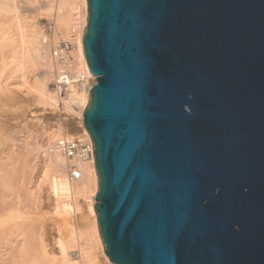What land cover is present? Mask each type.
Masks as SVG:
<instances>
[{
  "label": "water",
  "instance_id": "95a60500",
  "mask_svg": "<svg viewBox=\"0 0 264 264\" xmlns=\"http://www.w3.org/2000/svg\"><path fill=\"white\" fill-rule=\"evenodd\" d=\"M86 3L109 261L264 264V0Z\"/></svg>",
  "mask_w": 264,
  "mask_h": 264
},
{
  "label": "bare ground",
  "instance_id": "6f19581e",
  "mask_svg": "<svg viewBox=\"0 0 264 264\" xmlns=\"http://www.w3.org/2000/svg\"><path fill=\"white\" fill-rule=\"evenodd\" d=\"M39 1L0 0V92L6 89L11 96L10 99L17 102V98L23 99L21 96L25 91L19 94L21 90L17 88L27 87L35 93L33 94L34 101L38 104L57 108V102L60 99L65 111H73L82 119L83 110L89 99L88 88L83 85L74 86L66 96L59 99L55 91L48 89L47 85L54 77L52 72L55 68L50 56L51 51L49 52L50 45L45 42L46 36L42 27L39 28L37 15H20L21 11L18 6L20 2L32 4L39 3ZM42 1L41 4L37 3L39 5L36 9L38 14H43L44 17L53 14L56 22L66 20L69 23L67 37L71 28H75L73 36L75 50L70 53L73 60L69 62L65 59L56 66L57 70L67 68L75 75L83 74L85 77H92L96 80L88 69L83 53L82 37L87 17L86 0ZM33 68L42 69L43 76L31 80L29 73ZM3 76H6V79ZM14 76L21 77L22 80L13 81ZM2 78L6 81L11 78V81H7L8 83L4 81L5 84H3L4 79ZM9 86H13V89ZM19 103L20 101L16 105ZM74 106L78 110H74ZM77 128L69 122L58 121L56 128L47 134L45 145H39L35 141L26 142L27 137L19 138L21 142L19 143L18 139H14L15 136L11 134L13 138L7 137L8 143L0 139V264H103L95 251V246L99 247L104 260L113 264L103 251L93 206L97 191L94 162H81L79 168L82 177L71 182L66 175V158L53 149L55 142L60 139L90 138L83 124ZM40 148H43L44 153L43 168H41L45 169L39 179L42 171L40 169L38 171L37 166L39 165L35 162L33 154ZM40 180L46 181L48 185L53 211L59 219L58 223L67 228L65 244L59 237L56 239V245L59 246L57 251L52 244L53 241L50 242L49 237L46 236L47 229H45L46 232L44 230L46 227L40 224L39 220L42 215L39 207L40 201L38 202L32 196L31 188L36 186ZM75 238L80 241L77 247ZM72 248L74 250L78 248L79 255L70 253L68 249Z\"/></svg>",
  "mask_w": 264,
  "mask_h": 264
},
{
  "label": "rangeland",
  "instance_id": "374dc122",
  "mask_svg": "<svg viewBox=\"0 0 264 264\" xmlns=\"http://www.w3.org/2000/svg\"><path fill=\"white\" fill-rule=\"evenodd\" d=\"M42 2L43 1L40 0L39 3L38 2L32 3L33 6H32V4H28V3L25 4V2L24 3L20 2L18 6H19V11H21L20 12V15L21 16H25V14H26V16L27 15H30V14L31 15L33 14L35 16L37 15L36 19L38 21L39 28L42 27V30L44 31L42 25L45 23V21L46 20H49V19H54L55 17H54L53 14L51 16H49V17H44L43 14H38V12H36L37 6H39V5H37V3L38 4H41ZM25 11L28 12V13H26ZM55 27L57 29V33H55V35H54L55 38L58 39V38H63L64 36L67 37V29L69 27V23L66 20L65 21H62V22H56L55 21ZM49 48H50L49 49V52H50L51 51V47L49 46ZM50 54H51V52H50ZM52 62H53V59H52ZM53 69L55 70V68H53ZM54 70L52 72L53 73V76H54ZM43 74H44V71L42 69H35V68H33L30 71V73H29V78L31 80L35 79L36 77H40L41 78L43 76ZM4 78L6 79V76ZM4 78H2V79H4ZM11 78L10 79L8 78L7 81L10 82L11 81ZM53 78H52L51 81H49V83L47 85L48 89H50L51 91H54L53 90V82H54L53 81ZM5 79L3 80V84H5V82H7ZM12 80L13 81H17V80L20 81L22 79H21V77H17V78L15 77V78H12ZM95 82H96V80H95ZM9 87H11V86H9ZM11 88L13 89V86ZM86 88H88V87H86ZM17 90H19V91L21 90V92L19 94H23L22 91L25 90L24 91V95H22V96L20 95L21 97H23V99H25L24 101H22L23 99L20 98V97L17 98V100H16L17 102L11 100L10 99L11 96H9V94L6 92V89H5L4 92H0V131H1L0 132V139L3 140L4 143H8L9 142V140H8L7 137L13 138V136H11V135H14L15 136L14 139L17 138L18 139L17 141L19 143H21L19 138L22 139V137L23 138H26L27 137L26 139H28V140H26V142H30L31 141L33 143V141H35L39 145H45L47 134L50 133L53 129L56 128L58 121L59 122H64V123L65 122H69L73 126H75L76 128L77 127L79 128L80 125L83 124L82 119L80 118V116H78V114L74 113L73 111L67 112L64 109H59V108L51 107V106H43L41 104H38L36 101H34L35 100L34 99L35 96H33V94L35 95V93L32 91V89H30V88L27 89V87L24 88L22 86L21 88H17ZM6 94H8V96ZM18 100L20 101V103L16 105V103L19 102ZM25 101H26V103H25ZM7 107H9V108H7ZM19 107H21V108H19ZM73 109L74 110H78L75 106L73 107ZM16 119H18V121ZM8 120H10V121H8ZM10 122H11V124H10ZM73 131H75V130H73ZM1 133H2L3 136L1 135ZM29 135H31L32 137H30ZM23 141H24V139H23ZM18 142H16V143H18ZM42 150H43V148H40L39 150H37V151L34 152L35 154H33V156L35 155L34 156L35 162H37V164L39 165V166H37V167H39L38 168V171H39V169L42 171L40 173L39 179L42 177L41 174L44 173V169H45L44 168L42 170V168H43L42 164H43V160H44V157H43L44 153H43ZM31 190L33 192L32 193V196L34 197V199H37L38 202L40 201L39 202V207H40V209L42 211L41 212V214H42L41 216L42 217L40 216V220H39L40 221V224L42 223V225L43 224L45 225V226L43 225V227H46V228H44V230L47 229V232L45 230V232L47 233L46 236H47V238L49 237L48 239L50 240V242L53 241L52 244H53L54 247H56V251H57V249H58L59 246L56 245V242H57L56 239H59L60 238V240L62 241V243L65 244V242L67 241V228L64 225L58 223L59 222L58 221L59 219L57 218V214H55L54 211H53V202H52L51 195L48 192L49 189H48V185H47L46 181L40 180V182L37 183L36 186L35 185L32 186ZM94 198H95V196H94ZM79 243H80V241L78 240V238H75V246L76 247L79 245ZM72 249H68V250L71 251L70 253H73L75 255H79L78 248H75V250H74V248H72ZM99 250H100L99 247L98 246H95V251L99 255V259L100 258L102 259L101 262L103 264H109L107 261L104 260L103 256L99 252Z\"/></svg>",
  "mask_w": 264,
  "mask_h": 264
},
{
  "label": "built area",
  "instance_id": "2783aa9c",
  "mask_svg": "<svg viewBox=\"0 0 264 264\" xmlns=\"http://www.w3.org/2000/svg\"><path fill=\"white\" fill-rule=\"evenodd\" d=\"M42 26L46 36L45 42L51 47V57L55 66L53 90L57 94L58 99L66 96L74 86L83 85L90 90L96 84L94 78L85 77L83 74L75 75L67 68H63L62 70H57L56 68L65 59L69 62L73 60L70 53L75 50V44L73 42L75 28H71L68 37L64 36L63 38L57 39L54 37L55 33H57L54 19L46 20ZM59 100L57 102V108L63 109V103ZM53 149L60 152L66 158V175L71 182L82 177V172L79 168L81 162H94L91 138L60 139L55 142Z\"/></svg>",
  "mask_w": 264,
  "mask_h": 264
}]
</instances>
